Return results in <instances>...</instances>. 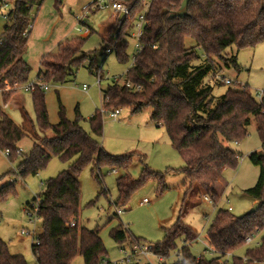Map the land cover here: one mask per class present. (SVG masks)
I'll list each match as a JSON object with an SVG mask.
<instances>
[{"label":"trees","instance_id":"trees-1","mask_svg":"<svg viewBox=\"0 0 264 264\" xmlns=\"http://www.w3.org/2000/svg\"><path fill=\"white\" fill-rule=\"evenodd\" d=\"M111 1L127 7L128 15L115 20L116 38L102 39L101 51L115 53L119 63L127 60V40L119 41L118 37L127 35L145 6L148 7L140 39L143 48L134 56L124 84L112 83L102 92V108L109 111L130 109L131 114L149 109L150 121L164 129L172 148L188 154L183 168L185 183L190 187L198 183L206 170L211 171L215 179H219L224 170H235L238 156L230 147L242 142L251 122L255 124L261 152L252 153L249 161L258 168L259 175L255 186L244 193L258 207L253 214L238 219L228 211H217L205 234L208 251L217 257L211 260L195 258L189 247L196 240V235L179 220L166 230L161 242L152 245L158 264H169L165 260L176 250L177 260L171 264H224L223 258L246 247V238L264 233V89L261 103L256 101L247 86L240 87L236 83L215 98L211 96L212 87L204 83V79L208 73L215 76L214 59H223L227 49L235 48L237 52L253 49L264 41V0H191L187 15L173 19L168 18L169 14L179 9L182 0ZM43 2L14 0L7 14L0 35L2 92L13 85L24 87L28 84L31 69L23 54L29 37V17L31 10L40 8ZM56 4L59 5V0ZM186 40L192 41L191 47H185ZM82 44L78 38L66 40L58 45L57 56L41 58L36 74L38 84L64 85L74 78L78 67L87 60L81 52ZM198 54L201 62L193 66L192 63L199 60ZM88 62V71L92 73L95 63L92 59ZM229 63L237 67L235 57ZM125 84L130 86L127 88ZM30 95L38 130L44 135L32 137L31 150L25 155L20 154L21 162L14 175L20 180L35 176L52 158L72 161L68 170L48 180L44 190L26 206L42 223V232L36 237L39 245L33 243L31 246L35 263L71 264L80 256L84 264H112L104 261L106 251L99 238V230L88 231L78 225L79 175L89 165L98 170L102 166L126 170L131 156L113 159L107 155L80 126L77 109L73 121L66 119L58 94V123L50 125L45 92L35 86ZM2 97L0 95V152H8L7 158L13 160L19 150L17 145L26 134L2 110L9 96L2 94ZM88 123L93 135L101 136L103 124L100 113L96 111ZM47 133L50 135H45ZM151 175L144 169L142 179ZM158 180L157 190L162 193L167 188L162 178L158 177ZM15 182L0 187V205L15 196ZM116 185L118 195L114 205L117 208L127 204L141 181H131L125 175L116 180ZM204 193L210 196V199L207 197L210 203L217 204L219 197L214 190L208 189ZM70 224L74 226L70 227ZM110 236L118 245L139 242L131 240L121 226L112 229ZM178 244H181L180 249ZM0 264L27 263L20 256L10 255L7 245L0 240ZM232 264H264V235L257 247L246 248L244 259L234 258Z\"/></svg>","mask_w":264,"mask_h":264},{"label":"rangeland","instance_id":"rangeland-1","mask_svg":"<svg viewBox=\"0 0 264 264\" xmlns=\"http://www.w3.org/2000/svg\"><path fill=\"white\" fill-rule=\"evenodd\" d=\"M92 0H44L40 8L34 7L30 13V28L28 44L23 54V59L31 69L28 84L37 85L36 73L39 64L40 53H45L44 44L49 40L54 27L61 21L74 19V28L82 29L80 33L71 30L67 39L78 38L83 41L81 52L87 57L75 72L74 78L64 85H49L45 92V106L50 125L58 123V94L65 117L69 121L75 119V110L81 119L82 129L113 159L131 156L129 166L126 170L119 167L102 166L99 170L93 165L86 166L79 175L81 197L79 201L78 225L88 231L99 230V238L102 241L106 254L104 261L114 263L122 256L120 249L128 250L130 242L116 244L111 236V230L117 226L125 229L129 238L136 239L145 246H152L161 242L167 229H170L179 220L185 227L196 235V241L190 244V253L195 258L203 257L205 260L215 259L217 255L212 254L207 248L205 234L209 224L214 220L217 211H228L234 218H242L249 214L253 206V200L245 195V191L255 186L259 170L249 161L252 153L261 152L260 139L256 133L255 124L251 122L247 129V137L238 144L231 145V150L238 156L235 170H224L220 179L222 185L216 187V179L211 171L203 172L202 180L191 187L185 183L183 168L186 165L184 157L175 151L162 127L155 126L149 118V109L138 114H131L130 109H121L116 120H111L108 114L101 113L103 124L101 136L93 135L88 119L94 113L101 112L102 92L112 85L114 79L118 85H123L127 70L132 65V59L137 50L134 46L135 28L127 31V35H120L118 40H127V60L119 63L115 53L109 54L101 51L102 38L110 33L112 28V12L108 9L90 11L85 14V8ZM11 2L7 9L0 13L7 14L11 9ZM84 15L82 25H76L75 17ZM43 18L37 31L43 30L39 36H35L33 30L39 18ZM51 17L55 23L49 28ZM114 17V16H113ZM4 21L0 17V35ZM66 25V23H65ZM69 26V25H68ZM68 26L66 30H68ZM65 27V26H64ZM103 29V31H102ZM46 30V32H45ZM48 31V32H47ZM116 38V32L113 31ZM130 36V37H129ZM129 37V38H127ZM41 39H45L44 41ZM192 46L191 40L185 41V47ZM56 53V51H54ZM199 60L192 63L198 66ZM30 56L32 62H30ZM235 57L237 67L229 63ZM223 59H214V72L208 73L204 83L212 87V97H220L228 88L236 83L240 87L247 86L250 93L256 97L264 89V41L259 42L253 49H244L239 52L235 48L227 49ZM95 63V70L88 71V60ZM226 60V62H224ZM97 71V72H96ZM231 83L224 85L215 79ZM99 80V84L97 81ZM86 87L85 90L82 88ZM25 87V86H24ZM22 88L17 96H14L19 87L6 89L2 94L9 96L8 102L2 105V110L8 118L25 134V138L17 145L22 155L27 154L32 147V137H42L44 134L38 130L36 115L31 103L30 91ZM47 136L50 133L45 134ZM190 154V153H189ZM20 155L9 160L0 152V187L14 183L15 196L7 199L0 205V240L6 245L10 255L22 257L27 264H36L31 253L34 239L42 232V223L36 218L35 213L29 209L30 204L43 190L44 184L54 179L71 166L72 161L64 162L52 158L48 165L37 175L26 176L24 180L14 175L20 164ZM144 169L157 177L145 176L142 179ZM127 176L131 181H141L139 188L133 192L125 206L115 207L117 199L116 180ZM158 177L162 178L166 190L159 193L157 184ZM214 190L220 200L213 205L204 198L209 197L205 190ZM104 192V194L102 193ZM147 203L141 206V202ZM117 209L122 214L116 215ZM22 230L34 231V235L21 236ZM264 233L254 238L250 246L242 247L228 255L221 261L224 264H232L234 258L244 259L246 248L257 247ZM181 244H178L180 249ZM177 251L171 253L166 263H174L177 260ZM158 264L154 257L139 258L138 263L133 264ZM71 264H84L83 259L77 256Z\"/></svg>","mask_w":264,"mask_h":264},{"label":"built area","instance_id":"built-area-1","mask_svg":"<svg viewBox=\"0 0 264 264\" xmlns=\"http://www.w3.org/2000/svg\"><path fill=\"white\" fill-rule=\"evenodd\" d=\"M11 2V4L14 3V0H0V10L4 11L7 9L8 4ZM148 5L145 6L144 11L137 17L136 22L133 26V29L135 28V34L133 35L134 38V46L137 50V53H140L143 45L140 42V39L142 37V33H143V28L146 24L145 21V13H146V9H147ZM101 9H108L112 12V15H114L115 17H118L120 15H123V17L128 15V8L125 7L124 5H122L121 3L118 2H113L111 0H93L86 8H85V14H88V12L90 11H97V10H101ZM9 12V11H8ZM8 14V13H7ZM7 14H3L0 13V17L1 19L5 22L7 21ZM84 19V15L75 17V21H76V25H82V21ZM4 26V25H3ZM3 28V27H2ZM30 29V28H29ZM75 31L80 33L82 31L81 28H79L78 26L75 27ZM2 33V30H1ZM111 51L107 50L106 54H109ZM132 61H134V57L132 59ZM217 81L224 83V85L229 86L231 83L227 80L222 81L218 80L219 78L216 77L215 78ZM118 80L114 79L113 83H117ZM97 84H99V80L97 81ZM38 86L42 91H47L48 90V85H44V84H30V85H26L23 89H26L27 91H33L34 87ZM125 86L128 88L130 85L129 84H125ZM83 90L86 89V87L83 86L82 88ZM6 90V89H5ZM4 90V91H5ZM137 90H139L137 88ZM263 94L262 92H260L259 94L256 95L255 99L258 103H261ZM121 109H113L111 111L109 110H105L104 108L101 109V113H105L108 114V117L111 120H116L118 118V116L120 115ZM262 116L264 119V107L262 110ZM6 157H8V152L4 153ZM17 155L21 154V151L18 150V152L16 153ZM205 202H209L210 200L205 197L204 198ZM147 203L146 200H143L141 202V206H144ZM228 212H231V209H228ZM122 214V212L120 211V209H117L116 211V215L120 216ZM74 224H70V227H73ZM34 231H28V230H22L20 232L21 236H30L31 234L34 235ZM254 240V237H248L245 240V245L246 246H250L252 244ZM36 246H38V241L36 239H34V242ZM119 253L121 254L122 258L117 261L114 262L112 264H133V263H138L139 262V258H148V257H154L153 252H152V246H145L140 242H136V241H132L130 243V247L128 250L125 249H120ZM155 258V257H154ZM149 263V262H148ZM150 264V263H149Z\"/></svg>","mask_w":264,"mask_h":264},{"label":"crops","instance_id":"crops-1","mask_svg":"<svg viewBox=\"0 0 264 264\" xmlns=\"http://www.w3.org/2000/svg\"><path fill=\"white\" fill-rule=\"evenodd\" d=\"M93 1V0H92ZM90 4V3H89ZM88 4V5H89ZM114 16V15H113ZM113 16H111V18H112V21H113V24H112V28H111V30H110V33L106 36V38H102V39H110V38H112V37H115V35H113L114 33H113V31L114 32H116V29H115V27H114V23H115V20L117 19V18H119V16L118 17H113ZM74 18V17H73ZM73 18H68V20H65V21H61L59 24H57L55 27H54V31H53V33H52V35H51V37H50V39L49 40H46V42H43V43H41V44H44V47H45V53H40V57H39V59H38V64H39V67H40V61H41V58H43V57H45V56H57V47H58V45H60V44H62L64 41H66V40H68L67 39V36H68V34H69V32L71 31V30H75V28H74V19ZM42 20H44L42 17L41 18H39V20L37 21V23L35 24V29L33 30V32H34V35L35 36H39V35H41L42 33H43V30H40V31H37L38 30V27H39V25L41 24V22H42ZM55 23V18L54 17H51V23H50V25H49V28L53 25ZM65 23H66V25H65ZM69 25V26H68ZM65 26V27H64ZM68 26V30H66V27ZM32 29V27L30 28V30ZM102 31H103V29H102ZM45 32H46V30H45ZM48 32V31H47ZM41 40H45V39H41ZM27 44H28V41H27ZM54 51H56V53L54 52ZM30 62H32V58H31V56H30ZM26 62V61H25ZM26 64L28 65V63L26 62ZM29 66V65H28ZM39 70V69H38ZM37 74V73H36ZM19 90L18 91H16L15 92V94H14V96H17V94H18V92L19 91H21L22 90V88H18ZM102 94V93H101ZM181 154V153H180ZM183 157H184V159H185V161L188 159V154L185 152V153H182L181 154ZM216 187H219L220 185H222V182H221V179L219 178V179H216ZM220 200V198L218 199V201ZM255 205H257V203L256 202H253ZM197 239V238H196ZM196 241V240H195ZM194 241V242H195ZM193 242V243H194ZM208 249V246H207V248L205 249V250H207ZM232 255V254H231Z\"/></svg>","mask_w":264,"mask_h":264},{"label":"water","instance_id":"water-1","mask_svg":"<svg viewBox=\"0 0 264 264\" xmlns=\"http://www.w3.org/2000/svg\"><path fill=\"white\" fill-rule=\"evenodd\" d=\"M191 0H182L179 9L175 13L169 14V19L183 18L187 15V7ZM123 18V15L119 16V20ZM257 205L253 206L249 214H253L257 210Z\"/></svg>","mask_w":264,"mask_h":264}]
</instances>
